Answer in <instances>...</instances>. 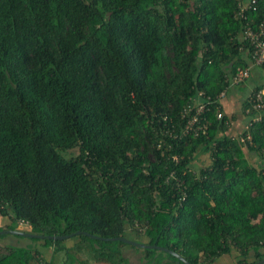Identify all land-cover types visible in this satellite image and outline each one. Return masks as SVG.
<instances>
[{
	"label": "trees",
	"instance_id": "1",
	"mask_svg": "<svg viewBox=\"0 0 264 264\" xmlns=\"http://www.w3.org/2000/svg\"><path fill=\"white\" fill-rule=\"evenodd\" d=\"M251 1L0 0V232L42 236L0 234V264H131L126 249L184 264L49 238L78 231L188 264L264 259V63L244 39L264 0Z\"/></svg>",
	"mask_w": 264,
	"mask_h": 264
},
{
	"label": "built area",
	"instance_id": "2",
	"mask_svg": "<svg viewBox=\"0 0 264 264\" xmlns=\"http://www.w3.org/2000/svg\"><path fill=\"white\" fill-rule=\"evenodd\" d=\"M251 3H255V0H252ZM244 39L248 41L249 46L252 49L251 66H260L264 63V20L260 21L255 29L248 28L244 32ZM249 68L240 71L234 78L233 83H238L243 81L248 77ZM224 96L223 93L220 94V98ZM262 96H264V92L258 94L257 100L261 101ZM263 104H255L254 109H259L263 107ZM204 103H198L194 113L191 115L187 124L185 126V131H192L194 135H196L199 131L203 134L207 128L205 122H201L203 119H200L201 113L204 111ZM217 118H221V113L217 112ZM257 118V117H256ZM254 118V119H256ZM201 122V123H200Z\"/></svg>",
	"mask_w": 264,
	"mask_h": 264
},
{
	"label": "rangeland",
	"instance_id": "3",
	"mask_svg": "<svg viewBox=\"0 0 264 264\" xmlns=\"http://www.w3.org/2000/svg\"><path fill=\"white\" fill-rule=\"evenodd\" d=\"M255 68H253L252 71H254ZM257 73H259V71H257ZM245 88H247V89H245V91L243 93L238 92V94L240 96L242 95L244 97L245 94H247L250 91L252 86L250 84H248L247 86H245ZM229 104H230L229 111H233V113L237 114L238 118H241L240 117L241 115L239 113V108L237 107L238 103L236 101L232 100L231 102H229ZM234 105H235V108L233 109ZM240 121L241 120H239V119H235V121H233V128H231V133L233 132V130L238 129L237 127L240 125V123H239ZM20 229L26 231V230H29V227L28 226H20ZM2 243H6L8 245H14V246H23V245L30 244L31 242L27 237H19V236L15 237V236L7 235L5 238L2 239ZM124 254L126 257L129 258L131 264H139V262H138V258L140 256L139 253H137L136 251L131 250V249H126L124 251ZM62 256H63V254H60V259L63 258ZM231 263H232V258L230 256H228V257H222V258L216 260L213 264H231Z\"/></svg>",
	"mask_w": 264,
	"mask_h": 264
},
{
	"label": "water",
	"instance_id": "4",
	"mask_svg": "<svg viewBox=\"0 0 264 264\" xmlns=\"http://www.w3.org/2000/svg\"><path fill=\"white\" fill-rule=\"evenodd\" d=\"M0 234H11V235H20V236H23V237H34V238H42V236H37V235H31V234H27V233H23V232H19V231H2L0 232ZM80 234H84L85 236H88L90 237L91 239H97V240H103V241H113V240H116V241H121L123 243H126V244H130V245H133L135 247H138V248H147V249H158V250H163L171 255H173L176 259H177V262H182L184 264H188V262H186L182 257H180L179 255H177L176 253L168 250V249H165V248H161V247H158V246H150V245H144L142 243H137V242H133V241H130V240H127V239H124V238H116V239H103V238H100V237H97V236H94V235H90V234H86V233H81V232H76L75 234H71V235H68V236H57V237H49L50 239L52 240H66L74 235H80ZM264 263V259H262L261 261L255 263V264H263Z\"/></svg>",
	"mask_w": 264,
	"mask_h": 264
},
{
	"label": "crops",
	"instance_id": "5",
	"mask_svg": "<svg viewBox=\"0 0 264 264\" xmlns=\"http://www.w3.org/2000/svg\"><path fill=\"white\" fill-rule=\"evenodd\" d=\"M257 71H260V73H261V70H260V69L257 70ZM257 71H254V74H258ZM2 244H3V243H2ZM58 259H60V255H59V258H58Z\"/></svg>",
	"mask_w": 264,
	"mask_h": 264
}]
</instances>
